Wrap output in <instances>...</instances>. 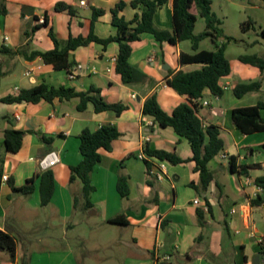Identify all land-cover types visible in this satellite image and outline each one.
Masks as SVG:
<instances>
[{
	"label": "crops",
	"instance_id": "obj_1",
	"mask_svg": "<svg viewBox=\"0 0 264 264\" xmlns=\"http://www.w3.org/2000/svg\"><path fill=\"white\" fill-rule=\"evenodd\" d=\"M119 1L122 0H0V46L23 50L30 56L34 52L55 49L50 30L63 43L71 35L87 37L92 28L93 7L108 11L95 23L96 35L108 38L116 32L110 10ZM123 1L129 5L122 15L132 21L140 11L130 6L133 0ZM58 2L75 7L78 15L57 13ZM45 21L47 25H43ZM154 24L160 30H173L172 0L157 12ZM181 45L162 44L154 36L144 35L134 45L130 58V63L147 76L144 83L136 85H125L115 72L116 64L112 60L119 53L116 43L106 49L92 43L72 52L71 59L76 65L71 74L55 71L40 57L30 61L23 56L0 54V97L47 83L74 88L77 92L95 88L108 103L128 106V110L117 116L112 112L97 113L92 104L80 112L79 98L0 105V230L14 236L25 235V241L17 242L15 258L0 250V264H23L24 261L29 264H87L86 254L97 253L100 248L102 257L97 255L96 258L103 259L106 264H264L259 242L260 239L264 242V205H252L257 197L264 198V187L257 183L259 178H264V132L243 135L231 118L236 108L264 103V71L251 66L247 77L250 82L235 84L232 65V75L221 81L222 86L230 85L224 96L215 97L207 89L198 101L200 117L208 124L221 127L225 141V151L210 163L214 181L200 197L190 186L200 182V175L195 171V162L191 161L193 152L188 141L172 129H162L143 113L146 100L153 95L169 114L188 102L187 97L166 84L180 70L191 68L180 64L181 54L187 53ZM10 61L26 69L25 83L21 86L9 81L13 75L6 63ZM109 68L113 71L108 72ZM257 81H262L261 91L241 98L234 93V99L227 94L230 90L234 92L237 85ZM248 97L256 98L253 103L246 104ZM151 121L154 126L148 127ZM105 124H114L122 137L113 142L111 151H101L103 160L92 174L96 190L90 199L94 207L88 215L84 186L70 183L71 166L83 161L79 135L86 129L97 131ZM8 129L29 132L18 154L7 153L4 149ZM42 136L52 139V144L45 143ZM146 148L176 153L185 163L166 162L164 178L160 180L157 176L161 166L159 160L152 159L154 167L150 174L147 172ZM52 151L58 152L61 160L52 169L56 191L48 207L53 206V214L41 223L34 222L33 229L28 230L30 226H25L22 220L30 210L26 208L22 212V207H18L23 195L15 194L3 177L12 178L16 187L23 186L42 172L38 160ZM232 158L237 171L241 167L246 169L243 174L232 173ZM122 175L128 177L130 194L127 198L118 191ZM28 198L32 199L28 201L35 206L36 212L44 208L39 190L25 199ZM75 198L80 201L77 209ZM198 198L201 204L197 206L194 201ZM199 211L203 214L202 224ZM96 216L98 222L93 220ZM118 218L127 225L108 224ZM50 219L60 224L58 230L47 229L37 234L44 223L50 224ZM32 231L35 235H30ZM81 242L84 244L82 250L79 248ZM167 257L170 260H166Z\"/></svg>",
	"mask_w": 264,
	"mask_h": 264
},
{
	"label": "trees",
	"instance_id": "obj_2",
	"mask_svg": "<svg viewBox=\"0 0 264 264\" xmlns=\"http://www.w3.org/2000/svg\"><path fill=\"white\" fill-rule=\"evenodd\" d=\"M171 0H133L130 6L137 11L132 21H127L122 15L128 7L125 1H119L114 8L110 10L112 15V26L116 29L114 35L108 38H100L95 33V23L99 17L107 15L105 9L93 7L92 28L87 37L79 36L69 37L68 41L61 42L58 40L52 30V38L55 49L48 52H34L30 56L23 50L9 49L4 45L0 46V54L7 56H23L27 60H34L40 57L43 62L52 66L55 71H65L70 74L71 69L76 62L71 59V53L79 48L87 47L92 43L102 45L105 49L116 43L119 46L115 72L120 76L125 85H136L144 83L147 76L135 68L130 63V58L134 51V45L142 40L146 34L154 36L159 43H168L176 46L179 43L189 41L191 43V53H182L180 64L182 67H191L182 69L176 73L166 84L174 89L181 96H185L188 102L180 104L175 108L172 114L166 112L158 102L156 95L149 97L143 108V113L151 117L154 123L162 129H172L180 138L186 139L193 152L192 162H195V171L200 175L198 184L191 183L190 186L196 190L197 194L202 197L207 193L209 186L214 181V175L210 169V163L221 153L225 151V141L222 137V128L208 124L205 119L199 115L198 101L203 97L205 90H209L215 97H223L225 90L222 86V79L232 75V63L227 57V46L234 41L233 38L227 37L222 29V21L213 12V3L211 0H172L173 2V30H160L154 24L157 12L162 9ZM251 2L252 0H240ZM264 1V0H262ZM57 13H68L75 17L78 15L75 7L65 2H58L55 6ZM4 14H7L4 10ZM206 21V30L203 34L196 35V24L198 17ZM254 23L248 21L244 24V29L249 28ZM43 25H47L46 21ZM246 25V26H245ZM260 36L264 39V30ZM211 38L215 42L226 39L222 45H217L216 50L208 51L201 49V43ZM253 43L252 45H255ZM243 64L250 65L264 71V56L243 55L239 57ZM262 89V81L250 84H240L234 89L237 97L241 98L248 93L258 92ZM80 99L78 111L84 112L92 104L97 113L112 112L120 116L128 110V106L121 103L111 104L100 96V91L92 88L89 92H77L74 88L65 86L54 87L47 83L37 85L31 89H22L16 95L0 97L1 104H38L42 101L53 103L56 99L60 101H70ZM264 110V103L260 102L255 106L236 108L231 113V118L237 129L243 135H252L264 132V118L261 111ZM26 131L8 129L4 136V149L7 153L18 154L23 147ZM122 137L121 132L114 124H105L97 131L90 129L84 130L79 135L80 152L83 161L76 166H71L70 183L74 184L81 180L84 184V194L86 196L85 210L93 209L90 195L95 192L96 188L92 184V174L95 168L102 162V150L111 151L114 141ZM47 144H52V139L42 136ZM144 158L148 174L154 167L152 159L161 162H168L173 165L185 163L176 153L162 150H150L146 148ZM232 173L243 174L245 168L241 167L239 171L235 166L234 158L230 161ZM259 186L264 187V178L257 180ZM8 184L15 194L30 196L39 190L41 205L48 206L54 197L56 191L55 175L52 170L35 174L28 179L21 187H16L12 178L8 179ZM118 191L123 198L130 194L128 177L122 175L118 181ZM79 201L75 198L74 206L77 209ZM254 207L264 205V198L257 197L252 201ZM200 223H203V214L199 211ZM111 225H127L122 218L108 221ZM17 236L10 232L0 230V250L15 258ZM264 252V242L261 244ZM23 264H29L24 261Z\"/></svg>",
	"mask_w": 264,
	"mask_h": 264
},
{
	"label": "rangeland",
	"instance_id": "obj_3",
	"mask_svg": "<svg viewBox=\"0 0 264 264\" xmlns=\"http://www.w3.org/2000/svg\"><path fill=\"white\" fill-rule=\"evenodd\" d=\"M213 3V12L216 14V16L219 18V20L222 21V29L224 31L225 36L233 38L234 41H232L227 46V57L231 61L234 69L235 74V84L237 83H247L250 82V80L247 81V77L250 76V69L252 68L249 65H245L242 62L239 61V57L243 55H259L264 56V39L260 36L261 32L264 30V1L262 0H252L251 2L247 1H240V0H211ZM248 21H252L254 24L250 26L249 28L244 29V24ZM246 26V25H245ZM206 30V21L202 17H198V22L196 24V30L195 34L200 35L203 34ZM224 42H226V39H221L218 41H214L211 38H208L204 40L201 43V49L202 50H208V51H214L216 50L217 45H222ZM255 45H252L255 43ZM182 49L186 51L187 53H191V43L189 41L182 42ZM6 67L11 71L10 74L13 75L9 81L13 82V85H23L25 81L23 82V78L26 76V69L23 68L20 64L17 65L13 61H10L9 63H6ZM234 84V85H235ZM230 98H233L234 92L233 90H230L227 92ZM256 97H248L246 99V104L251 103L252 101H255ZM226 103H228L226 101ZM253 103V102H252ZM264 113V112H263ZM0 166H1V160H0ZM77 185L75 186H84L83 182L81 180H78L75 182ZM75 188V187H74ZM22 196V195H21ZM23 199L21 202H18L19 206L22 207V212H24V209L30 210V212L27 215H24L23 222L25 226H30L28 230H31V226L34 224V222L41 223L44 221V219L47 216H52L53 212V206L48 208H39V211H35V206L30 203L28 200L32 199H25L26 196H22ZM33 198V197H30ZM80 203V201H79ZM33 209V210H32ZM31 212H35L32 214ZM91 211H88V215H90ZM93 220L97 221L99 220V217H93ZM54 224V227L52 225ZM60 224L56 222L54 219H50V224L46 225L45 223L42 225V228H40L37 231V234H41L43 230L47 229H54L57 231ZM45 228V229H44ZM35 231H32L30 235H35ZM58 233V232H57ZM17 237L20 241H25V235L23 234H17ZM80 250L84 249V244L82 242L80 243ZM78 248V249H79ZM88 249V248H87ZM94 249V248H93ZM91 250V248H90ZM101 248L99 249V252L86 254L87 264H106L104 260H97L96 256L98 255V258L102 257L100 253H102ZM92 252V250H91Z\"/></svg>",
	"mask_w": 264,
	"mask_h": 264
},
{
	"label": "built area",
	"instance_id": "obj_4",
	"mask_svg": "<svg viewBox=\"0 0 264 264\" xmlns=\"http://www.w3.org/2000/svg\"><path fill=\"white\" fill-rule=\"evenodd\" d=\"M82 5H85V2L82 1L81 2ZM115 64L117 63V57L113 58L112 60ZM79 69H83V66H78ZM94 71H96V68L93 67L92 68ZM112 68H109L108 69V72H112ZM71 74V73H70ZM30 75V74H28ZM230 88V85H226V86H223V89L226 91ZM19 89H16L15 91H18ZM208 105V104H206ZM154 126V123L153 121L149 122L148 123V127H152ZM223 158L227 159V156L224 155ZM60 156H59V153L56 152V151H52L50 152L49 154H47L45 157L41 158L38 160V167L39 169L42 171V172H46V171H49V170H52L54 167H56L59 163H60ZM161 162V161H160ZM165 167H166V162H161V166H160V171L158 172L157 176L160 180H162L164 178V170H165ZM9 179L8 176H4L3 177V181L4 182H7ZM195 205H200L201 204V199L198 198L194 201ZM205 210L207 211L208 208L206 207ZM260 244L263 243V240L260 239L259 240ZM166 260H170V257H167L165 258Z\"/></svg>",
	"mask_w": 264,
	"mask_h": 264
},
{
	"label": "water",
	"instance_id": "obj_5",
	"mask_svg": "<svg viewBox=\"0 0 264 264\" xmlns=\"http://www.w3.org/2000/svg\"><path fill=\"white\" fill-rule=\"evenodd\" d=\"M204 196V195H203ZM261 256H258V258L260 259Z\"/></svg>",
	"mask_w": 264,
	"mask_h": 264
}]
</instances>
